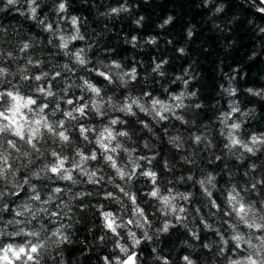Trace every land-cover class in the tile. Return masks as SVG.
<instances>
[{"label":"clouds","instance_id":"1","mask_svg":"<svg viewBox=\"0 0 264 264\" xmlns=\"http://www.w3.org/2000/svg\"><path fill=\"white\" fill-rule=\"evenodd\" d=\"M163 3L0 0V264H264V0Z\"/></svg>","mask_w":264,"mask_h":264},{"label":"trees","instance_id":"2","mask_svg":"<svg viewBox=\"0 0 264 264\" xmlns=\"http://www.w3.org/2000/svg\"><path fill=\"white\" fill-rule=\"evenodd\" d=\"M196 0H164L163 4L157 5V9L161 12L163 15L164 12L168 10L169 7H176L181 10L183 15L178 18L177 23L173 25L172 32L174 34H178V29L182 28L184 26V17L188 16L190 13L192 15L193 22L196 21L197 17L203 15L201 12L194 11V5ZM73 3H75V0H73ZM259 4V2L257 1ZM242 7V5H241ZM74 11H85V14H87V9H80L75 8ZM229 11H231V6ZM250 11V10H249ZM10 19H14V17H10ZM125 31H128V26L125 25L124 27ZM150 31V25H145L143 34H148ZM129 35H131V32H129ZM205 32L201 31L197 33V39L193 42V47L190 48V51H196L194 45L196 42H198L200 39L204 38ZM111 39V37H110ZM183 39V37H181ZM207 39L211 42L212 48L208 52H203L201 50V59L205 62L200 65L201 69L206 73L205 79L211 83L212 90H215L216 88V80L218 77L216 76V73L218 71L217 65L223 61V67L224 71L228 72L231 68H235L238 65H241L244 69L247 70L249 74V80L248 83H255L252 79L253 72H256L257 75H259L261 72H264V68L261 67V61L259 58L251 63H246L245 58L248 54V49L253 45V41L249 40L244 33H240L238 35V39L241 42V45L239 48H237L235 51L232 52L231 55H227L223 52V50L219 47V40L216 36H208ZM176 43H179V41H176ZM131 49L127 47H122L119 49V55H123L127 52H129ZM243 51L244 55L241 56L240 52ZM145 59L149 58L150 54H142ZM174 60H177V57H173ZM184 63H187V60L184 61ZM182 64H174L172 66L173 70H175L178 67H182ZM252 101H249L251 103ZM261 112L264 113V104L260 105Z\"/></svg>","mask_w":264,"mask_h":264},{"label":"water","instance_id":"3","mask_svg":"<svg viewBox=\"0 0 264 264\" xmlns=\"http://www.w3.org/2000/svg\"><path fill=\"white\" fill-rule=\"evenodd\" d=\"M260 3V0H257Z\"/></svg>","mask_w":264,"mask_h":264}]
</instances>
